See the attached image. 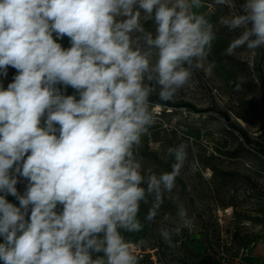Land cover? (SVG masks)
<instances>
[{
  "label": "clouds",
  "instance_id": "9594fccd",
  "mask_svg": "<svg viewBox=\"0 0 264 264\" xmlns=\"http://www.w3.org/2000/svg\"><path fill=\"white\" fill-rule=\"evenodd\" d=\"M218 6L228 12L217 23L239 30L226 56L264 48V0L238 11L212 0L207 12L203 0H0V77L16 70L0 81L3 264H140L145 241L126 234L158 222L172 247L193 228L174 194L185 168L196 172L189 144L160 153L169 171L146 167L140 152L159 113L152 95L172 101L196 71L212 74ZM166 199L174 215L162 213Z\"/></svg>",
  "mask_w": 264,
  "mask_h": 264
},
{
  "label": "rangeland",
  "instance_id": "374dc122",
  "mask_svg": "<svg viewBox=\"0 0 264 264\" xmlns=\"http://www.w3.org/2000/svg\"><path fill=\"white\" fill-rule=\"evenodd\" d=\"M243 2L233 0L235 10ZM211 3L203 0L201 10L210 11ZM227 12V8L218 6L211 16L217 38L206 65L214 66L212 74L196 71L191 87L170 101L174 106L165 105L156 94L150 98L153 105L159 106V113L160 109L163 112L144 139L140 154L145 166L169 171L171 161L165 163L160 153L181 142L189 144V159L196 164L194 174L185 168L174 190L189 215L194 216L193 228L175 237L172 247L159 237L158 222L146 225L141 233L126 234L133 241H145L140 252L158 249L164 261L240 264L241 249L264 239V48L238 49L236 55L226 56L229 41L239 35V30L229 31L217 23L218 17ZM146 27L151 28V22ZM59 42L70 47L66 36ZM15 74L10 67L7 78L0 77L4 87ZM74 93L72 88L67 89V94ZM27 183L19 177L20 194L26 191ZM6 198L19 206L15 197ZM146 212L142 206L141 218ZM163 212L174 215L175 205L166 199ZM98 255L102 253H93V258Z\"/></svg>",
  "mask_w": 264,
  "mask_h": 264
},
{
  "label": "built area",
  "instance_id": "2783aa9c",
  "mask_svg": "<svg viewBox=\"0 0 264 264\" xmlns=\"http://www.w3.org/2000/svg\"><path fill=\"white\" fill-rule=\"evenodd\" d=\"M161 112L162 110L160 109V113H158V115H160ZM248 251H249L248 248H242L239 253V256H246L248 254ZM138 255L142 257L140 259V264H181L178 261H164L161 258L158 249H153L149 253L140 252V250H138Z\"/></svg>",
  "mask_w": 264,
  "mask_h": 264
},
{
  "label": "crops",
  "instance_id": "0c3cea01",
  "mask_svg": "<svg viewBox=\"0 0 264 264\" xmlns=\"http://www.w3.org/2000/svg\"><path fill=\"white\" fill-rule=\"evenodd\" d=\"M257 249L256 252H254ZM240 264H264V239L249 248L246 256H240Z\"/></svg>",
  "mask_w": 264,
  "mask_h": 264
},
{
  "label": "trees",
  "instance_id": "16d2710c",
  "mask_svg": "<svg viewBox=\"0 0 264 264\" xmlns=\"http://www.w3.org/2000/svg\"><path fill=\"white\" fill-rule=\"evenodd\" d=\"M163 103H164L165 105H167V106H174L173 103H171L170 101H168V102H164V101H163ZM162 112H163V110H162ZM162 112H161L160 115H162ZM171 113H172V112H171ZM248 142H250V141H248ZM261 156H262V158L264 157V151H263V154H262Z\"/></svg>",
  "mask_w": 264,
  "mask_h": 264
},
{
  "label": "bare ground",
  "instance_id": "6f19581e",
  "mask_svg": "<svg viewBox=\"0 0 264 264\" xmlns=\"http://www.w3.org/2000/svg\"><path fill=\"white\" fill-rule=\"evenodd\" d=\"M238 119V122L240 123V124H242V125H246L245 124V121L244 120H242L241 118H237ZM220 214H222V211L220 210ZM246 225V224H245Z\"/></svg>",
  "mask_w": 264,
  "mask_h": 264
}]
</instances>
